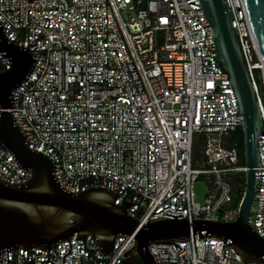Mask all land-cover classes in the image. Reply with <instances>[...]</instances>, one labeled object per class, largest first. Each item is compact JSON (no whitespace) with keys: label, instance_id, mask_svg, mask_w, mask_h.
<instances>
[{"label":"built area","instance_id":"built-area-1","mask_svg":"<svg viewBox=\"0 0 264 264\" xmlns=\"http://www.w3.org/2000/svg\"><path fill=\"white\" fill-rule=\"evenodd\" d=\"M227 3L263 127L250 222L264 239V106L254 75L261 71L264 89L262 61L241 0ZM0 28L33 60L7 111L27 148L50 159L61 188L111 191L114 205L127 203L140 225L158 217L235 220L230 174L247 168L237 166L238 151L225 142L243 117L200 0H0ZM10 69L0 52V73ZM201 176L207 192L198 202ZM29 177L0 143V180L14 186ZM133 243L119 236L106 254L91 235L73 234L49 249L3 251L0 264H122ZM148 249L157 264L241 263L228 241L213 238Z\"/></svg>","mask_w":264,"mask_h":264},{"label":"water","instance_id":"water-1","mask_svg":"<svg viewBox=\"0 0 264 264\" xmlns=\"http://www.w3.org/2000/svg\"><path fill=\"white\" fill-rule=\"evenodd\" d=\"M212 30L216 57L229 75L237 100L241 125L245 188L232 222L214 219L188 221L178 217H158L140 225L138 217L127 214V203L114 205L115 194L103 188L85 192L65 191L56 182L50 159L27 148L22 132L14 124L10 93L29 73L33 60L28 51L8 43L0 28V52L11 69L0 73V143L11 151L19 164L30 172L20 185L0 180V253L10 249L54 247L73 234L91 235L101 252L110 253L119 236H133V246L122 264H157L149 253L150 243L185 241L190 237L229 242L244 264H264V239L250 222L260 165L258 136L263 127L254 89L233 30L227 0H200ZM252 42L262 61L264 76V0H241Z\"/></svg>","mask_w":264,"mask_h":264},{"label":"trees","instance_id":"trees-1","mask_svg":"<svg viewBox=\"0 0 264 264\" xmlns=\"http://www.w3.org/2000/svg\"><path fill=\"white\" fill-rule=\"evenodd\" d=\"M255 79L257 80V83L261 85L262 88V93L264 91L263 89V83L261 79V71L260 70H255L254 71ZM242 132L240 129H236L233 132L229 134V136L226 138V147L231 148L235 147L238 151V162L237 164L244 166V158H243V146H242ZM203 143V138L199 136L194 144H193V150H192V164L193 167H201L202 161H203V155L201 151V146ZM205 167V166H203ZM231 184L233 186V191H234V206L235 208H238V205L240 203V200L243 195L244 189H241V180L237 179L235 177H232ZM140 264V263H138Z\"/></svg>","mask_w":264,"mask_h":264},{"label":"rangeland","instance_id":"rangeland-1","mask_svg":"<svg viewBox=\"0 0 264 264\" xmlns=\"http://www.w3.org/2000/svg\"><path fill=\"white\" fill-rule=\"evenodd\" d=\"M257 86L260 92L262 104L264 106V94L262 93L261 85L257 83ZM237 166H241V165L237 164ZM230 176L240 179L241 186H242L241 189L245 188V172H234V173H231ZM194 192L196 195V201L202 202L207 192V185L205 183V179L203 176L199 177L198 180L194 183ZM232 208H235V206H232ZM240 264H243V263L241 262Z\"/></svg>","mask_w":264,"mask_h":264},{"label":"flooded vegetation","instance_id":"flooded-vegetation-1","mask_svg":"<svg viewBox=\"0 0 264 264\" xmlns=\"http://www.w3.org/2000/svg\"><path fill=\"white\" fill-rule=\"evenodd\" d=\"M138 264V263H137ZM141 264V263H140Z\"/></svg>","mask_w":264,"mask_h":264}]
</instances>
